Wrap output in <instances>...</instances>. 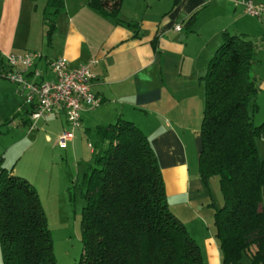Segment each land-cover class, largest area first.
Listing matches in <instances>:
<instances>
[{"label":"trees","instance_id":"trees-1","mask_svg":"<svg viewBox=\"0 0 264 264\" xmlns=\"http://www.w3.org/2000/svg\"><path fill=\"white\" fill-rule=\"evenodd\" d=\"M180 1L173 0L174 6ZM120 3L89 0L88 7L117 25L135 28L120 19ZM62 8L63 0L46 1L53 16ZM194 23L192 15L185 27ZM254 64L253 42L223 33L201 79L198 175L206 189L211 178L219 181L223 205L211 207L222 264H264V161L256 146L264 123H252L258 111ZM7 71L0 57V72ZM20 116L28 119L29 111ZM94 134L92 161L80 181L85 206L77 264H203L196 242L169 210L161 169L142 132L119 120L97 127ZM0 248L3 264H56L36 189L1 167Z\"/></svg>","mask_w":264,"mask_h":264},{"label":"crops","instance_id":"crops-1","mask_svg":"<svg viewBox=\"0 0 264 264\" xmlns=\"http://www.w3.org/2000/svg\"><path fill=\"white\" fill-rule=\"evenodd\" d=\"M46 1L43 14L51 15ZM221 1L228 4L232 20L245 21L234 34L254 35L258 22L264 28V21L256 22L244 13L243 0L215 3ZM251 1L264 4V0ZM37 2L0 0V57L5 61L12 53H38L42 58L36 67L42 71L59 58L65 59L69 68L94 61L90 66L92 92L100 106L81 114L79 131L94 132L119 120L134 124L155 153L171 213L185 225L200 221L203 207L207 214L212 211L210 185L206 189L198 175L204 107L201 79L222 43L223 33L230 34L226 29L232 26L223 24L220 13L205 19V0H181L175 6L173 0H121L119 17L135 24L133 29L97 14L88 7L89 0H63V8L52 15L48 32L44 20L35 26ZM192 15L194 25L185 27ZM176 26H181V31H176ZM42 37L46 54L37 48L45 44ZM259 41L260 45L253 43L256 103L264 95V55L259 50L264 46V36ZM46 78L51 79L50 73ZM28 119L20 116L16 126L30 131ZM59 120L65 122L62 112L43 122ZM66 128L61 126L56 132V145ZM45 138L50 141L49 136ZM213 214L209 213L211 217Z\"/></svg>","mask_w":264,"mask_h":264},{"label":"rangeland","instance_id":"rangeland-1","mask_svg":"<svg viewBox=\"0 0 264 264\" xmlns=\"http://www.w3.org/2000/svg\"><path fill=\"white\" fill-rule=\"evenodd\" d=\"M215 1L205 0L202 8L207 11L205 19L209 18V15L220 13L224 19L223 24L232 26L226 29L230 34L242 28L244 19L232 20L228 4ZM44 4L45 0L37 2L35 26L45 21V31H48L54 17L48 13L43 14ZM202 17L199 16L201 20ZM253 19L256 22L260 21L257 18ZM261 20L264 21V18ZM258 26L254 35H247L256 46L260 45L259 39L264 36V28H260V22ZM42 40L45 44L42 48L39 46L37 48L46 54V40L43 37ZM261 48L259 50L264 55V46ZM16 91L17 87L13 83L0 76V167L27 180L36 189L51 234L56 264H77L83 253L81 219L85 206L80 181L84 169L92 161V153L87 145L91 144L92 147L95 145V134L93 129L89 132L76 130L72 143H68L63 149L55 144L56 132L61 126H66L63 120L54 123H45L41 120L35 122L30 131L27 127H17L20 115L27 108ZM257 105L258 111L252 119L256 127L264 123V95L258 99ZM46 135L50 137V141L46 140ZM256 146L259 149V151L257 149L259 158L264 161V136L257 140ZM208 183L211 189V204L221 208L223 197L218 178H211ZM199 208L200 205L197 210ZM209 213L210 215L214 213L213 207ZM209 213L207 214L203 207L200 221L183 224L201 251L202 263L222 264L218 241L215 238L213 216L211 217ZM0 264H3L1 248Z\"/></svg>","mask_w":264,"mask_h":264},{"label":"built area","instance_id":"built-area-1","mask_svg":"<svg viewBox=\"0 0 264 264\" xmlns=\"http://www.w3.org/2000/svg\"><path fill=\"white\" fill-rule=\"evenodd\" d=\"M244 13L252 18H264V4H254L251 0H243ZM181 31V26L175 27ZM42 56L38 53H12L6 56L7 72H0L17 87V94L23 99L29 111V119L33 124L44 121L57 112L64 115L66 130L62 131L57 145L65 149L74 139V131L81 129V114L100 106V100L92 92L94 76L88 65L69 68L65 59L59 58L48 63V70L36 67ZM50 73L51 79H47ZM87 147L92 153L93 147Z\"/></svg>","mask_w":264,"mask_h":264}]
</instances>
